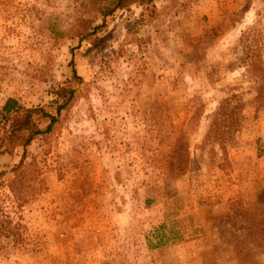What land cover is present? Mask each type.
Instances as JSON below:
<instances>
[{"label":"rangeland","instance_id":"1","mask_svg":"<svg viewBox=\"0 0 264 264\" xmlns=\"http://www.w3.org/2000/svg\"><path fill=\"white\" fill-rule=\"evenodd\" d=\"M111 1L0 0V112L75 91L0 153V264H264V0Z\"/></svg>","mask_w":264,"mask_h":264},{"label":"trees","instance_id":"2","mask_svg":"<svg viewBox=\"0 0 264 264\" xmlns=\"http://www.w3.org/2000/svg\"><path fill=\"white\" fill-rule=\"evenodd\" d=\"M152 0H112L111 4L105 8L104 15L112 14L116 9L128 8L132 3H150ZM104 23L97 25L95 30L103 26ZM73 76L77 77L75 69H73ZM74 90L70 87H61L56 91L59 99L54 102L57 103L55 107V114L47 111L44 107H25L18 104L15 99L8 98L0 112V117L9 121L8 128L0 143V153L11 152L17 145L25 147L40 134L47 133L51 130L57 121L58 115L63 107L72 100ZM61 101V102H60ZM43 118L46 122L44 128L40 127L39 120ZM25 165V154L23 153L18 164L13 166L15 175L10 180L9 188L16 200L22 197V169ZM1 174V173H0Z\"/></svg>","mask_w":264,"mask_h":264}]
</instances>
